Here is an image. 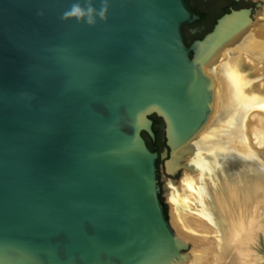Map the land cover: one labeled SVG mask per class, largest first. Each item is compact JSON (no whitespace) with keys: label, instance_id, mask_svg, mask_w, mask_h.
Masks as SVG:
<instances>
[{"label":"water","instance_id":"obj_1","mask_svg":"<svg viewBox=\"0 0 264 264\" xmlns=\"http://www.w3.org/2000/svg\"><path fill=\"white\" fill-rule=\"evenodd\" d=\"M71 3L0 0V264H180L145 134L163 120L179 176L214 108L202 65L252 8L188 46L185 0H110L95 26L60 20Z\"/></svg>","mask_w":264,"mask_h":264},{"label":"bare ground","instance_id":"obj_2","mask_svg":"<svg viewBox=\"0 0 264 264\" xmlns=\"http://www.w3.org/2000/svg\"><path fill=\"white\" fill-rule=\"evenodd\" d=\"M261 24L251 18L202 65L216 85L214 108L181 149L184 162L196 152L200 171L185 177L183 195L174 192L180 234L204 249L198 264H262L248 256L264 250V80L253 73L264 74Z\"/></svg>","mask_w":264,"mask_h":264},{"label":"rangeland","instance_id":"obj_3","mask_svg":"<svg viewBox=\"0 0 264 264\" xmlns=\"http://www.w3.org/2000/svg\"><path fill=\"white\" fill-rule=\"evenodd\" d=\"M242 5L252 6L253 10H252L251 16L253 18L254 24L257 25L256 28H258L259 25H262L261 23H263V20H264V0H245L242 3ZM204 33L205 32H203V34ZM187 39L190 43L193 42V39L191 36H188ZM255 69L256 68H254L253 70L254 75H256L255 83H260L261 81L264 80V74H257V69L256 70ZM159 124L161 125L159 127L160 139L158 140L157 143H158L159 152H160V158H159L160 162L158 164V177H159V183L161 186L160 193H161L164 203H166L167 208H168L169 222L171 224V227L176 232V234H178L181 237L183 236L182 238H184L186 242L189 244L188 249L184 251L185 260H183L181 264H184V263L185 264H198L197 260L194 258V255L197 253V251L204 250V249L198 245V242L195 240L194 237H187L184 234H180V229H183L182 223H181L183 220V216H182L183 214H179V216H177L178 213L176 209V202L174 200V196H175L174 192L177 191L178 193L182 195L184 194L183 190L185 189V177L190 176V175H191L190 177H194V176L196 177L200 171L196 163H194L196 160V155L195 156L193 155L196 154V152L190 151L188 153L187 158H186L187 160L185 159L184 165L182 166L180 170L179 176L167 173L165 162L166 160L170 158V154H169V149L166 145L164 122L162 119L159 121ZM257 237L259 238V235H257ZM250 249H248V251L250 254H252V252H250L251 251ZM259 251L260 253L259 254L256 253L257 254L256 257H254V255L250 256V254L249 255L246 254V255H248L250 259H252L251 261L255 262L256 260V262L264 264V250L261 249ZM249 264H253V263H249Z\"/></svg>","mask_w":264,"mask_h":264},{"label":"flooded vegetation","instance_id":"obj_4","mask_svg":"<svg viewBox=\"0 0 264 264\" xmlns=\"http://www.w3.org/2000/svg\"><path fill=\"white\" fill-rule=\"evenodd\" d=\"M244 1L245 0H185L189 9L200 16L197 21L193 23H185L183 25L182 30L185 43L190 46L194 41L203 38L207 32L215 27L220 17L231 12L233 9L252 8L253 10L252 6H243L242 3ZM203 32L205 33L203 34ZM188 36H191L193 39V42L190 44H188ZM152 118L154 120V128L159 131L161 125L157 120L161 119L157 116H153ZM148 139L149 138H146L147 143ZM149 147L153 151H156L150 145Z\"/></svg>","mask_w":264,"mask_h":264},{"label":"clouds","instance_id":"obj_5","mask_svg":"<svg viewBox=\"0 0 264 264\" xmlns=\"http://www.w3.org/2000/svg\"><path fill=\"white\" fill-rule=\"evenodd\" d=\"M72 0V3L60 15L59 19L68 21L74 19L79 24L95 26L100 21L108 19L110 0ZM43 15V13H39Z\"/></svg>","mask_w":264,"mask_h":264},{"label":"trees","instance_id":"obj_6","mask_svg":"<svg viewBox=\"0 0 264 264\" xmlns=\"http://www.w3.org/2000/svg\"><path fill=\"white\" fill-rule=\"evenodd\" d=\"M188 44H190V42H188ZM161 119V118H159ZM160 120H157V122H159ZM154 131L156 133V138L153 139L152 137H150L148 134H145V137L146 138H149L148 139V143L151 147H153L154 150L158 151L159 150V146H158V140L160 139V134H159V131L157 129L154 128ZM160 162V161H159ZM159 162L157 163V165L159 164ZM160 198H161V201L163 202V206H164V209H165V213L167 215V218L169 219V215H168V208H167V205L166 203H164L163 201V198L161 196V193H160Z\"/></svg>","mask_w":264,"mask_h":264}]
</instances>
